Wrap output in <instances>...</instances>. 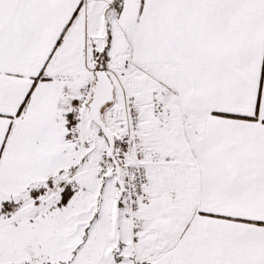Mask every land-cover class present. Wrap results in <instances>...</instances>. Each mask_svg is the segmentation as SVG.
Wrapping results in <instances>:
<instances>
[{
    "label": "snow or ice",
    "instance_id": "6c2138e0",
    "mask_svg": "<svg viewBox=\"0 0 264 264\" xmlns=\"http://www.w3.org/2000/svg\"><path fill=\"white\" fill-rule=\"evenodd\" d=\"M0 264H264V0H0Z\"/></svg>",
    "mask_w": 264,
    "mask_h": 264
}]
</instances>
